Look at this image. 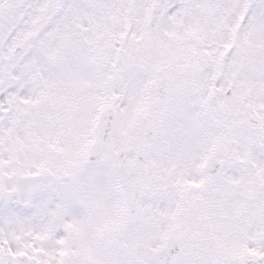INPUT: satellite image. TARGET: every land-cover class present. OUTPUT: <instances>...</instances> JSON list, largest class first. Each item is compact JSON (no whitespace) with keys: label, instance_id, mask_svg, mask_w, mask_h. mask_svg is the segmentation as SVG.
Returning a JSON list of instances; mask_svg holds the SVG:
<instances>
[{"label":"snow or ice","instance_id":"1","mask_svg":"<svg viewBox=\"0 0 264 264\" xmlns=\"http://www.w3.org/2000/svg\"><path fill=\"white\" fill-rule=\"evenodd\" d=\"M0 264H264V0H0Z\"/></svg>","mask_w":264,"mask_h":264}]
</instances>
